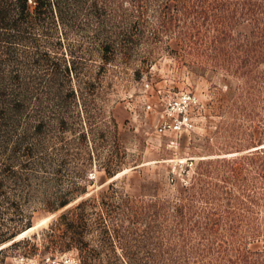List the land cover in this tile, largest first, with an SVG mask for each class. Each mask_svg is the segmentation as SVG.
Returning a JSON list of instances; mask_svg holds the SVG:
<instances>
[{
  "label": "rangeland",
  "instance_id": "obj_1",
  "mask_svg": "<svg viewBox=\"0 0 264 264\" xmlns=\"http://www.w3.org/2000/svg\"><path fill=\"white\" fill-rule=\"evenodd\" d=\"M110 3L128 52L88 61L93 78L82 76L78 109L92 134L81 149L96 158L78 182L87 192L55 212L31 199L33 226L6 264H83L91 250V264H264V0ZM186 92L196 97L190 124L159 131L181 117L169 103ZM111 155L124 169L109 178L101 165ZM105 189L128 197L129 243L61 250L58 216L86 198V213L114 214Z\"/></svg>",
  "mask_w": 264,
  "mask_h": 264
},
{
  "label": "trees",
  "instance_id": "obj_2",
  "mask_svg": "<svg viewBox=\"0 0 264 264\" xmlns=\"http://www.w3.org/2000/svg\"><path fill=\"white\" fill-rule=\"evenodd\" d=\"M113 10L119 6L110 0H0V264L26 241L16 237L33 226L31 199L37 201L36 210L55 212L87 192L78 182L96 158L92 148L86 157L81 149L92 134L78 109L82 90L89 86L82 76H93L88 61L107 63L128 52L112 32L117 23ZM100 66L95 75L101 74ZM113 159L101 165L109 178L124 169L121 163L112 169ZM106 189L100 201L107 198L115 210L102 221L100 214L85 212L90 198L58 216L61 250L86 254L93 241L112 248L129 243L135 232L124 227L129 219L122 207L128 197L121 192L108 196ZM88 253L83 264L96 258L92 250Z\"/></svg>",
  "mask_w": 264,
  "mask_h": 264
},
{
  "label": "built area",
  "instance_id": "obj_3",
  "mask_svg": "<svg viewBox=\"0 0 264 264\" xmlns=\"http://www.w3.org/2000/svg\"><path fill=\"white\" fill-rule=\"evenodd\" d=\"M195 95L191 93H182L178 99H174L170 102V106L176 111V114L181 115L180 118H175L171 122L165 121L160 127L159 131L165 130L167 128L173 129H181L182 127H186L190 124L189 116H188V109L195 101ZM65 264H78V262L74 259H66Z\"/></svg>",
  "mask_w": 264,
  "mask_h": 264
},
{
  "label": "bare ground",
  "instance_id": "obj_4",
  "mask_svg": "<svg viewBox=\"0 0 264 264\" xmlns=\"http://www.w3.org/2000/svg\"><path fill=\"white\" fill-rule=\"evenodd\" d=\"M30 230H31V228H28L27 230H25V231H23L22 233H20V234L18 235V237H20L21 235L25 234L26 232H28V231H30Z\"/></svg>",
  "mask_w": 264,
  "mask_h": 264
}]
</instances>
